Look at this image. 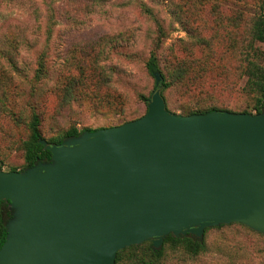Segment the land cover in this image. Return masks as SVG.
I'll list each match as a JSON object with an SVG mask.
<instances>
[{"label":"rangeland","instance_id":"obj_1","mask_svg":"<svg viewBox=\"0 0 264 264\" xmlns=\"http://www.w3.org/2000/svg\"><path fill=\"white\" fill-rule=\"evenodd\" d=\"M259 15L264 0H0L1 169L25 166L32 115L46 140L142 116L151 54L169 112L256 114L260 94L240 72L256 52L264 68V44L248 31ZM179 66L188 76L177 83ZM198 242L204 250L191 256L162 241L158 259L147 243L123 264H264V236L241 224L208 228Z\"/></svg>","mask_w":264,"mask_h":264},{"label":"water","instance_id":"obj_2","mask_svg":"<svg viewBox=\"0 0 264 264\" xmlns=\"http://www.w3.org/2000/svg\"><path fill=\"white\" fill-rule=\"evenodd\" d=\"M153 77L139 118L40 139L49 161L0 166V264H115L127 247L233 223L264 236V111L174 114Z\"/></svg>","mask_w":264,"mask_h":264},{"label":"trees","instance_id":"obj_3","mask_svg":"<svg viewBox=\"0 0 264 264\" xmlns=\"http://www.w3.org/2000/svg\"><path fill=\"white\" fill-rule=\"evenodd\" d=\"M248 31L250 35V42L257 41L259 43L264 44V16L259 15L250 24ZM258 55L259 54L257 52L255 53V55L252 54L251 61L248 60L249 62L245 64L244 70L240 72V75L246 77L247 84L250 85L253 90L255 89V91L260 94V98H258V101L256 102L254 106V111L256 114H258L260 109L264 107V68H262L255 60V56H258ZM145 67H146L148 74L152 78H154L153 73L158 72V66H157L156 57L154 56V54H151L149 56ZM187 69H188L187 67L184 68L182 66H179L178 69L175 70L174 76L172 78L177 83L181 82L183 79H185L188 76ZM161 86L163 87V89H167L169 87L168 84H164V83L161 84ZM160 94L165 103L164 96L162 95L161 92ZM144 101L147 104L149 99L148 100L144 99ZM213 111L228 112V111H224V110H220L216 108L207 107L203 110H196V111L191 110L188 113L184 114L183 116L193 115V114H204V113H209ZM241 114H248V113H241ZM128 121H131V120H128ZM128 121L126 120L122 123L116 124L115 126L121 125ZM38 126H39L38 117L36 115H32L30 118V122L28 123V127H29L28 139L24 141L22 144L23 151H24L25 166L19 171H23L24 169L29 168L38 162L49 161L50 153L44 150L42 145L39 144L40 139L47 141L49 144H59L63 140L67 138H71V137H76L84 131H95V130H90V129L77 130L76 128H71L63 135L62 138H52L50 140H46L43 137H41ZM9 172H15V170L13 169V170H10ZM10 216H11V211L8 208V202L0 201V248L5 241V237H6L5 224L7 220L10 218ZM163 242H169L173 245L174 244L180 245L191 256L197 255L198 253L203 252L204 250L203 244L198 242L196 239H194L193 236H190V235L180 236L178 238H175L172 235H168L167 237L163 239ZM143 245H147L146 252L150 254V256H152L155 259H158L160 257L161 250H154L150 242H145V243H142L139 245H133V246H130L123 250L118 251L116 254V258H115V264H123V257L127 253L139 251ZM140 264H147V263L140 262Z\"/></svg>","mask_w":264,"mask_h":264},{"label":"flooded vegetation","instance_id":"obj_4","mask_svg":"<svg viewBox=\"0 0 264 264\" xmlns=\"http://www.w3.org/2000/svg\"><path fill=\"white\" fill-rule=\"evenodd\" d=\"M264 111V107L260 109L259 113H262Z\"/></svg>","mask_w":264,"mask_h":264}]
</instances>
